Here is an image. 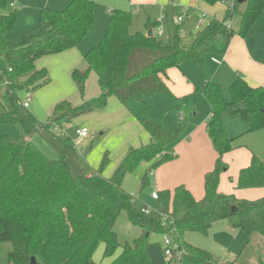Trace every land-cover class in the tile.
Listing matches in <instances>:
<instances>
[{
  "label": "trees",
  "instance_id": "16d2710c",
  "mask_svg": "<svg viewBox=\"0 0 264 264\" xmlns=\"http://www.w3.org/2000/svg\"><path fill=\"white\" fill-rule=\"evenodd\" d=\"M201 1L211 5L219 0ZM242 2L245 6L237 32L225 22L238 10V0L232 8L226 7L223 17L209 19L193 33L183 35L181 21L175 22L167 41L153 33L146 34L157 22L146 21V32H132L131 12L113 8L99 42L82 54L85 68L72 71L82 94L93 71L99 93L77 105L62 100L49 119L39 124L28 107H23L19 92L48 83L46 68L36 66L39 58L81 45L93 21L95 2L70 0L60 10L44 6L39 10L40 25L36 31L9 37L7 33L18 11L9 8V0H0V85H5L0 124L20 126L16 138L0 134V242L12 245L8 264H30L32 258L35 264H98L93 255L100 244L102 260L110 259L105 264H167L161 241L150 238L151 234L163 233L170 234L185 250L184 264H223L208 250L184 238L188 232L207 235L212 225L222 220L243 232L258 264H264V251L253 242L260 239L264 244V194L245 199L218 191L220 176L228 169L224 155L233 149V137L225 128L223 115H239L245 122V131L263 128V86L250 85L238 77L229 87L228 101L218 84L209 78L195 88L209 104L206 128L215 152L213 167L204 174L201 198L193 197L183 184L156 190L155 214L141 211L122 181L139 162L145 161L150 167L142 176L144 185L149 173L175 158L171 144L181 126L170 132L161 120L142 119L149 141L129 147L110 177L102 175L107 156L97 173L88 174L80 164L82 154L64 131L74 118L102 109L110 96L124 106L131 101L145 102L154 94L171 96L166 84L169 68L179 67L185 60L202 68L204 56L217 51V41L227 43L235 33L247 35L264 10V0ZM35 130L56 151L57 158L46 157L30 140ZM232 182L235 189H264V162L251 152L248 164L239 169ZM121 214L142 233L119 245L114 225ZM168 218L172 219L171 224ZM119 246L121 251L114 256Z\"/></svg>",
  "mask_w": 264,
  "mask_h": 264
},
{
  "label": "rangeland",
  "instance_id": "374dc122",
  "mask_svg": "<svg viewBox=\"0 0 264 264\" xmlns=\"http://www.w3.org/2000/svg\"><path fill=\"white\" fill-rule=\"evenodd\" d=\"M9 1L13 3L9 8L18 11L17 18L7 33V36L14 37L34 32L39 28V10L42 7L47 6L60 10L63 9L70 0ZM95 2L93 21L89 29L90 34H87L84 42H82L80 46L72 50L70 53L65 50L60 53L42 56L37 60L38 62L36 66L41 68L40 65L46 64L45 68L49 74V81L47 84L30 91L31 100L28 110L35 116L39 124H44L49 119L55 105L62 100L77 105L83 100L96 96L99 93L96 75L93 71L90 72L85 82L83 94L78 90L77 84L72 77V71L74 68H85L86 63L82 58V54L91 46L99 42L102 32L101 30L104 28V26L102 27V24L106 18V9L108 8L106 6L113 4L112 0H95ZM215 3H218L222 9L227 7L225 3L219 1ZM244 6L245 2H241L238 6V10L233 14L231 25L234 30L238 28L240 12L243 10ZM131 14L132 23L129 28L130 31L134 32L143 29L142 16L139 15L136 10H132ZM173 14H177V12L173 11ZM194 21V18H184L182 24L183 35H185L184 31L192 32L195 29ZM153 32L155 35V29ZM161 38H163L164 41L168 40L166 34ZM220 46L221 41H217L215 44L216 50H219ZM209 56L210 54L204 56L202 64V68L206 71L209 70L211 65ZM181 67L189 73L191 78L197 79L199 76L201 77L202 69H200L193 61L187 60L183 62ZM4 90L5 85L1 84L0 113L3 111L4 99L2 95ZM24 97L25 91L22 90L19 92V98L23 100ZM110 101L111 100L107 99V102L103 107L106 113L102 112L100 116L91 113L78 116L70 123L66 124L64 128V131L75 140V130L83 124L86 125L88 135L81 140L77 151L84 155L85 151L90 147L85 154L87 156L85 158L82 156L80 160L82 168L90 174L98 172V167L103 157L107 156V164L102 169V174L110 176L123 158L122 156L124 154L122 151L130 141L134 129L131 125L120 123L122 119L132 118L134 120H142L148 118L152 120H161L164 127L170 132L176 131L181 126V131L178 135V139H180L186 135L190 126L198 124L203 118H207L209 110L208 104L203 96L191 95L177 100L171 99L169 96L154 94L147 97L145 102L131 101L128 104L125 116L123 115L122 117L120 114H117L116 111L114 112L113 102ZM195 113H197V115ZM227 114L230 117L232 125L238 129V133L234 135L232 140V155L235 153L249 154L248 151H251L257 156H263L264 158V127L252 131H243V129H240L239 127H246L244 120L237 114H230L229 112H227ZM0 134H8L12 138H16L20 135V126L18 124H0ZM30 140L46 157L50 159L57 158L56 151L47 143L39 130H35L31 134ZM224 160L228 164V169L225 173L223 172L221 174L219 179L220 190L222 191L219 190L218 184V191L222 193H224L223 190L229 191V188L233 183V180L231 179L235 178V173H233L232 170L234 169V165L237 164L236 162L238 159L224 155ZM168 161L170 160L165 162ZM149 167V162H139L132 171L125 175L122 181V186L126 192L130 194L137 206L141 208L146 207L151 214H155L157 210L156 200L151 197V192L155 189L154 175L149 173L148 182L144 185H142L141 181L142 176L148 171ZM231 188L230 191L232 190ZM114 229L117 234L119 245H122L126 241H132L142 233L141 229L132 224L125 214H121L118 217ZM150 238L151 240L161 241V237L158 234H151ZM184 238L188 242L208 250L213 254L214 258L220 260L223 264H256L253 250L247 243V239L243 232L240 229L228 228V223L226 221L222 220L215 222L207 235L188 232L184 235ZM253 242H255V245H257L259 249L261 248L262 251H264V244L260 239L259 241L257 240V242L256 239H253ZM11 248L12 245L10 242H0V264H8L7 254ZM102 251L103 246L100 244L93 255L95 262L98 264H105L106 261L102 260ZM120 251L121 247L119 246L116 249L115 254Z\"/></svg>",
  "mask_w": 264,
  "mask_h": 264
},
{
  "label": "crops",
  "instance_id": "0c3cea01",
  "mask_svg": "<svg viewBox=\"0 0 264 264\" xmlns=\"http://www.w3.org/2000/svg\"><path fill=\"white\" fill-rule=\"evenodd\" d=\"M112 2L113 4L106 6L108 8L106 9V18L102 24V27L104 26V28L101 30V35L106 27L110 10L117 7H120L124 10L128 9L130 12L132 10H136L137 13L142 16L143 29L140 31H147V28L145 27L146 21L157 22V25L152 28V33L154 34L153 30L155 29V35L160 38L165 34L167 35V38L169 37L174 29L175 20L178 16H182V20L179 23L181 33H183L182 24L184 22V18H194L195 29L192 32L184 31V34H188L197 30V19L202 11L206 13L208 20L213 17L221 18L223 17V13L226 11V8L224 7L222 9L218 3L210 5L201 0H112ZM219 2L224 3L222 0H219ZM173 11L177 12V14H173ZM227 21L229 22V27L234 30L231 25L233 16ZM158 27L161 28L162 35H158ZM238 28L234 31L237 32ZM89 32L90 30L87 34H90ZM76 48H71L66 51L70 53ZM212 58L219 59L220 63L215 62L212 60ZM209 61L211 64L209 70L206 71L205 69L200 68L202 69L201 77L199 76L197 79L191 78L189 73L182 69L181 66L183 62H181L179 67L169 68L167 70L166 78V84L171 91V96L169 97L171 99L179 100L180 98L191 95L203 96L200 91H195V88L200 86L203 81L208 78L218 84L223 98L227 101L230 99L229 87L231 83L238 77L243 78L250 85L264 87V10L252 25L245 37H241L235 33L227 43L221 41L219 50H217L216 53L214 52V54H210ZM37 62L38 61H36V65ZM45 65L46 64H42L40 66L46 67ZM203 98L205 99L204 96ZM108 99L111 100L110 102H113L114 112L116 111V113L120 114L122 117L123 115L125 116L128 106L122 105L114 96H111ZM102 112L106 113L103 108L90 113L100 116ZM195 114L197 115V113ZM208 117L209 110L207 118H203L198 124L190 126L184 137L178 139L177 136V138L173 141L171 148L176 156L175 158L161 164L159 167L153 170L152 174L155 178L154 190L173 189L175 186L183 184L191 192L193 197L196 199L202 197L204 174L213 167L215 159V152L208 137L206 128ZM223 122L226 125L225 128L228 134L231 137H234V135L238 133V129L232 125L230 117L227 113H224L223 115ZM120 123L131 125L134 129V132L130 137V141L122 151L124 155L129 147H138L149 141V134L144 130L141 120L128 118L124 120L122 119ZM81 126L86 127L84 124ZM239 128L245 131V127ZM88 150L85 151V154ZM232 152L233 151L227 153L226 156L231 158L235 157V159H238L236 162L237 164L234 165V169L232 170L233 173H235L234 177L236 178L239 169L248 164L251 151H248L249 154L235 153L234 155H232ZM85 154L82 155L84 158L87 156ZM259 158L264 162L263 156H260ZM103 176L110 177L106 175ZM231 187V191L229 188V191L223 190L224 193H234V195L238 198L255 199L264 194V189L259 188L235 189L234 182L232 183ZM228 228L234 229L229 225ZM116 255H118V253H116L114 256ZM253 255L256 264H258L255 254ZM109 260L105 261V263H107Z\"/></svg>",
  "mask_w": 264,
  "mask_h": 264
},
{
  "label": "built area",
  "instance_id": "2783aa9c",
  "mask_svg": "<svg viewBox=\"0 0 264 264\" xmlns=\"http://www.w3.org/2000/svg\"><path fill=\"white\" fill-rule=\"evenodd\" d=\"M236 0H222L225 4H227V7L232 8ZM13 5V3H11ZM182 20V16H178L175 22H179ZM208 23V18L205 12H201L198 16L197 23H196V29H201L203 26H205ZM226 26L229 27V22H225ZM158 35H162V30L160 27L157 28ZM217 63H220V60L217 58H212ZM31 100V94L30 91L25 92V97L23 100H21V103L23 107H29V103ZM76 139L73 140L74 147L77 149L81 140L88 135V129L85 126L78 127L75 130ZM151 197L153 199L157 198V192L156 190H153L151 192ZM141 211H143L146 214H149V210L146 207H142ZM168 223H172V219L168 218ZM161 237V245L163 247V254H164V261L167 264H184L185 255L186 252L184 249H182L179 244L173 240L172 236L168 233H163L160 235Z\"/></svg>",
  "mask_w": 264,
  "mask_h": 264
},
{
  "label": "water",
  "instance_id": "95a60500",
  "mask_svg": "<svg viewBox=\"0 0 264 264\" xmlns=\"http://www.w3.org/2000/svg\"><path fill=\"white\" fill-rule=\"evenodd\" d=\"M238 2H239V3H241V2H242V0H238ZM146 34H147L148 36H151V35H152V32H151V30H148ZM30 264H35V262H34V259H33V258L31 259V262H30Z\"/></svg>",
  "mask_w": 264,
  "mask_h": 264
}]
</instances>
